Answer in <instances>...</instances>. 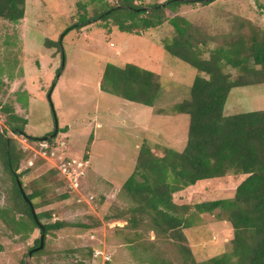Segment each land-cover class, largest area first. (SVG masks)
I'll list each match as a JSON object with an SVG mask.
<instances>
[{"label": "rangeland", "instance_id": "1", "mask_svg": "<svg viewBox=\"0 0 264 264\" xmlns=\"http://www.w3.org/2000/svg\"><path fill=\"white\" fill-rule=\"evenodd\" d=\"M117 1L26 0L23 19L14 23L0 18V105L28 121L26 136L7 132L18 147L29 148L19 179L26 193L41 191L38 201L45 204L36 211L51 212L42 218L43 224L67 223L49 231L41 252L29 256L41 237L40 229L17 234L0 219V264L22 260L25 264H154L155 259L157 264H184L180 244L191 251L187 264H202L232 246L233 229L224 217L217 216L218 210L202 214L196 225L185 229L184 241L155 233L148 216H141L137 228L124 217L117 218L121 213L129 217L134 205L124 184L136 169L142 144L178 151L186 146L189 116L175 112L174 105L188 98L197 73L164 49V40L174 35L168 23L128 33L111 21L96 19L64 33L80 18L93 17L95 11ZM133 1L147 7L165 0ZM257 1L264 4V0L195 2L182 5L179 14L203 34L221 38L236 17L264 29V10ZM214 46L210 42L207 47ZM107 63H134L160 75L163 87L155 104L145 106L103 92L100 83ZM230 71L237 74L235 69ZM263 109L264 83H259L233 88L224 113ZM55 118L58 133L52 136ZM6 119L0 112V132ZM45 135L38 144L27 138ZM96 139L100 142L90 149ZM46 140L49 147L42 153L39 144ZM72 158L88 161L81 167L73 164L76 175L84 171L74 186L59 170L60 159ZM12 190V178L0 158V209L14 206ZM227 190L190 197L198 202L234 194L233 188ZM62 194L68 197L62 199ZM16 213L18 219L21 213Z\"/></svg>", "mask_w": 264, "mask_h": 264}, {"label": "trees", "instance_id": "2", "mask_svg": "<svg viewBox=\"0 0 264 264\" xmlns=\"http://www.w3.org/2000/svg\"><path fill=\"white\" fill-rule=\"evenodd\" d=\"M212 1L165 0L145 7L133 0H118L114 5L95 11L93 17L80 18L64 33L96 19L108 24L111 21L128 33H140L165 23L173 28L174 35L164 40V49L197 72L188 98L174 105L175 112L189 116L187 143L182 151L142 144L136 169L124 184L134 205L129 209V217L121 213L117 218L124 217L128 225L137 228L141 216H148L155 233L184 241L185 229L196 225L202 214L218 210L217 216L224 217L233 229L232 246L202 264H264V109L232 115L224 113L233 88L264 83V29L248 19L236 17L230 31L216 38L203 34L179 14L184 4L206 5ZM25 3L26 0H0V18L14 23L20 21L25 16ZM257 5L264 10V4L257 1ZM210 42L215 46L208 48ZM57 43L61 46V40ZM205 52L209 53L208 58L203 57ZM230 69H235L237 74L233 75ZM161 78L134 63L124 66L107 63L100 87L123 99L153 106L163 87ZM13 110L0 105V112L7 118L6 127L0 132V158L12 178L14 200L12 208L0 209V219L17 234H29L39 228L45 237L49 231L67 223L57 220L43 224L42 218L50 217L51 212L36 211L43 230L23 197L18 183L23 185V181L18 171L29 148L24 144L18 147L7 132L11 130L26 136L28 121ZM46 137L27 136L35 144ZM229 188L234 190L232 196L191 201L194 193L209 194ZM26 194L35 210L45 204L38 201L41 191ZM67 197V194L61 195L62 199ZM16 212L21 213L18 219ZM40 241V237L36 239V247ZM179 247L187 264L191 251L186 245ZM40 252L39 249L33 254ZM157 263L155 259L154 264ZM160 264L173 263L162 261Z\"/></svg>", "mask_w": 264, "mask_h": 264}, {"label": "built area", "instance_id": "3", "mask_svg": "<svg viewBox=\"0 0 264 264\" xmlns=\"http://www.w3.org/2000/svg\"><path fill=\"white\" fill-rule=\"evenodd\" d=\"M39 147H40V150L42 151V153L44 151L47 152V149L49 147L48 141L46 140L44 143L39 144ZM59 161H61L59 163L60 174L69 181L71 186H74L76 183L75 181L78 180V177H80L81 175L84 174V171L81 169L80 171H78L79 172L78 175H76V173L74 172L75 169L73 167V164L77 163V165L79 167H81L83 164H88V161L87 160H81V161L77 162V160L74 158H72L71 160H68V161H66L65 159H60Z\"/></svg>", "mask_w": 264, "mask_h": 264}, {"label": "water", "instance_id": "4", "mask_svg": "<svg viewBox=\"0 0 264 264\" xmlns=\"http://www.w3.org/2000/svg\"><path fill=\"white\" fill-rule=\"evenodd\" d=\"M49 98H50V95H49ZM57 133H58V121H57V119L55 118V129H54V132H53L52 136H56ZM18 183H19L20 190H21V192H22V194H23V197L25 198V200H26V201L29 203V205L31 206L32 213H33V216H34L35 220H36L37 223L40 225V227L44 230V229H45L44 226H43V225L41 224V222H39V220H38L37 213H36L35 207L33 206V203L29 200V198H28L26 192L24 191V188H23V185L21 184V182L19 181ZM44 238H45V237H44V235L42 234L41 237H40V240H41V241H40V245H39L38 247L32 249L31 251H29V256L32 255V252H33V251H37V250H39L40 248H42V247L44 246Z\"/></svg>", "mask_w": 264, "mask_h": 264}, {"label": "crops", "instance_id": "5", "mask_svg": "<svg viewBox=\"0 0 264 264\" xmlns=\"http://www.w3.org/2000/svg\"><path fill=\"white\" fill-rule=\"evenodd\" d=\"M100 85H101V83H100ZM101 88V87H100ZM162 89V88H161ZM104 92V91H103ZM105 93H107V92H105ZM110 94V93H109ZM112 95V94H111ZM139 104V103H138ZM141 105H143V104H141ZM146 106V105H145ZM150 107H152V106H150ZM225 109V108H224ZM99 141V139H96V140H94L93 141V143L91 144V146H90V149L91 148H93L94 149V146L97 144V142ZM100 142V141H99ZM89 152H90V150H89Z\"/></svg>", "mask_w": 264, "mask_h": 264}]
</instances>
